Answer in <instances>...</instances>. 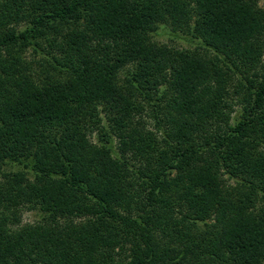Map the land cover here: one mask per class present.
Here are the masks:
<instances>
[{
  "label": "trees",
  "instance_id": "obj_1",
  "mask_svg": "<svg viewBox=\"0 0 264 264\" xmlns=\"http://www.w3.org/2000/svg\"><path fill=\"white\" fill-rule=\"evenodd\" d=\"M159 24L218 60L158 43ZM263 25L252 0H0V264H264V77L239 70L252 101L203 135ZM27 50L65 76L35 73ZM164 84L160 139L135 114Z\"/></svg>",
  "mask_w": 264,
  "mask_h": 264
},
{
  "label": "rangeland",
  "instance_id": "obj_2",
  "mask_svg": "<svg viewBox=\"0 0 264 264\" xmlns=\"http://www.w3.org/2000/svg\"><path fill=\"white\" fill-rule=\"evenodd\" d=\"M260 9L264 11V0H252ZM185 32V33H182ZM153 39L157 41L160 44H165L168 46H172L173 48L177 49H190L198 51L199 53L211 57L214 59V61L218 60L217 54H219V51L213 50L212 48H207L201 45L200 38H196L192 33L186 32V30H175L173 27L169 24H159L158 29L156 30V33L152 35ZM260 38H261V46L264 47V25L261 28L260 32ZM43 44L47 45L46 41H43ZM25 58L27 61H30V59H33L36 61L32 64V69L35 71V73L39 74L40 76L43 75L47 70L49 71L50 75L54 78L64 77L66 72H59L52 70V68L49 67V64L45 62L43 56L41 54L34 55L30 50H27L24 53ZM221 56V55H220ZM46 57V56H44ZM49 58V57H48ZM236 66H232V69L234 71V76L230 78L226 85V105L227 107L223 109V113L225 112V116L221 118V121L219 122V119L213 122L211 121L210 124H208L205 127V130L203 132L204 137L209 136L213 134L214 130L217 129L216 126H223V123L228 121V124L232 125L236 118L239 116V114L243 111V108L248 106L249 102L252 101V95L249 93L247 86L244 85L245 79H240L239 70H242L241 72H244V69L247 70L248 76L250 77V81L254 84H257V82H260L262 78L264 77V48L261 49V54L259 58L254 62V65H250L248 68H244L243 64H241L240 61L238 63L236 62ZM133 66L131 64L125 65L121 67V69L118 72V78L117 80L121 84H125V81L129 76H131L133 72ZM238 75V78L235 76ZM127 82V81H126ZM169 87V85L164 84L162 88H160L159 92H155L153 94V97L158 95L160 98L159 104L157 101H154L156 104H158L159 107H153L152 105L148 104L147 102L142 103V108L139 113H136V118H139L142 120L144 125L147 129L153 130L154 132H157L158 137L161 139L163 134V127H160L158 118L156 117V109L164 110V107L167 104V101L170 100L171 96L173 95L172 89ZM100 126L103 127V130L101 129H95L93 133L88 135V138L92 144H96L98 139L105 138L103 136V131L106 129L109 130L111 126V122L108 120L106 113L101 111L100 114ZM216 125V126H214ZM105 127V128H104ZM220 130V129H219ZM114 140L117 141V138L115 135H112ZM161 142V141H160ZM131 163L135 164L136 166H141L139 161L130 160ZM10 165H3V168H9ZM12 167V166H11ZM13 168H17V166H13ZM224 181L229 185L233 187H237L238 184L233 178H229L227 174L224 173L222 175ZM136 178L137 177H133ZM170 179L173 178V172L170 174ZM168 196L173 197V186L172 184L168 187V190L164 193ZM264 202L258 201L256 202V205L260 207ZM128 213L135 214V211L132 207L127 209ZM125 213V211H122ZM39 212L38 210H24L22 214V223L26 222H34L38 220L39 218ZM203 229V228H202Z\"/></svg>",
  "mask_w": 264,
  "mask_h": 264
}]
</instances>
